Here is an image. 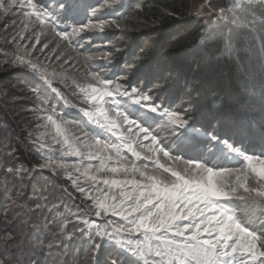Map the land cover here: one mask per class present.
Wrapping results in <instances>:
<instances>
[{"label": "snow or ice", "instance_id": "obj_1", "mask_svg": "<svg viewBox=\"0 0 264 264\" xmlns=\"http://www.w3.org/2000/svg\"><path fill=\"white\" fill-rule=\"evenodd\" d=\"M17 7L27 9L23 11L24 30L30 24H38L40 31L35 32L38 42L49 25L55 29L60 23V19L37 0H0V14H9ZM60 7L70 5L62 3ZM106 7L109 5L101 4L93 11L99 12ZM110 26L108 21L89 20L88 24L73 26L70 31H60L56 35L61 40L71 41L72 37H79L89 29L103 32ZM20 35L23 38V31ZM111 55V52L102 53L99 59L110 60ZM96 58L87 57L89 60ZM17 60L39 72L51 91L64 99L52 85L57 74L50 79L45 69L25 60L24 56H17ZM71 87L88 105L87 109H82L83 115L119 142L113 143L101 139L99 134L84 131L75 135L72 126L76 122L63 119L54 110L53 114L47 115L51 130L39 133L38 140L47 137L60 145L62 153L67 150L65 154L81 157L86 154L89 160L100 161L99 166H93L46 158L38 165L40 169H51L54 173L74 169L90 182L84 198L93 201L95 215L103 216L106 224L96 225L86 216H77L78 220L89 226L95 225L101 237H107L109 242L142 264H264V219H261L264 217V149L260 154H252L241 145L210 135V139L221 146L220 156L237 162L242 160V166H209L193 159L184 161L182 168L178 163L175 167L166 166L160 162L159 154L170 160L172 154L162 146V141L150 127L133 119L132 113L124 107L131 101L145 113H157L161 105L155 103L152 95L96 71L86 72L82 80L73 79ZM162 115L174 126L186 128L189 124L180 112L165 110ZM147 119L145 115L144 120ZM41 147H47V144H41ZM125 151L132 159L124 155ZM141 159L152 161L154 167L149 168L147 164L141 167L137 164ZM174 159L176 162L181 160L180 157ZM8 171L20 173L23 169L10 168ZM68 175L71 176V172ZM79 179L73 180V185L85 194V188L77 183ZM109 214L120 217L122 222L107 219ZM101 246L97 244L95 250ZM110 264H117V260H111Z\"/></svg>", "mask_w": 264, "mask_h": 264}, {"label": "rangeland", "instance_id": "obj_2", "mask_svg": "<svg viewBox=\"0 0 264 264\" xmlns=\"http://www.w3.org/2000/svg\"><path fill=\"white\" fill-rule=\"evenodd\" d=\"M256 1L244 0L241 6L239 5L240 3L234 6V2H232L227 6L223 0H207V2L206 0H191V13L195 18H199L202 21L206 41H211L215 38L221 39L224 52L230 55L229 58L235 59L239 66V59H241L242 63H246V68L262 74V72L264 73V0H259L260 3ZM37 2L46 7L53 16L56 11H59L62 12L65 19H71L66 24L67 26L65 25V27H68V25L69 27L67 29H59L55 26V29H53L49 25L43 31L38 42L35 37V32L40 31L38 24H30L29 28L24 30L23 11L27 9L20 10L17 7L9 14H0V75L2 74V76L7 78L5 81H0V87L12 90L10 92H13L14 95H11L8 101L16 107L13 109L16 117L23 118L32 126L31 140L39 145L42 152V159L38 161V165L43 163L46 158L63 159L69 164L79 161L84 165L99 166L100 163L97 159L89 160L86 154L81 157L65 154L67 150L62 153L60 145L52 143L47 137L44 140H38L39 133L51 130V125L46 121V117L49 114H53V110L63 119L76 122L72 126V131L75 135H80L81 131H84L92 135L99 134L101 139L119 143L115 136L103 131L83 115L82 109H87L88 105L83 102L81 96L71 85L73 79L82 80L84 74L88 71L101 72L108 79L116 80L119 78L126 85L130 79V85L135 83L137 87L146 89L153 98L168 100L170 96V100H172L176 108L175 111L183 114L188 119L189 124L199 121V125L219 131L225 137L233 140L230 142H238L239 144L237 145H241L249 153L260 154L261 150L264 149V123L259 124V126L256 125L259 127L256 131H251V127L255 126H253V123L250 125V118L247 119L249 120L248 122L246 119L238 120L232 115H228L230 108L236 106L238 102V93L236 92L237 94L235 93L233 97L230 96L225 99L224 108L220 111H217L216 108L209 109V103L205 100L203 93L206 91V87L210 85V82H206L204 75L199 72L192 74L186 67V63L182 64L179 61L170 60L168 56L166 57L163 54L157 55L156 64H154L152 58L141 61L139 57H136L125 63L118 60L115 56L116 51L113 52L116 48L114 44H108L110 49L108 51L106 48L107 44L95 42L96 36L104 33L106 29L111 30L113 28L111 24L103 32L99 29H89L85 33H81L79 37H72L71 41L61 40L56 35L60 31H70L73 26L88 24L89 20L109 22V19H107L108 12L114 10L116 6L127 5L130 2L129 0H103L93 8L87 9L88 13L86 15L82 14V7L77 8L79 0H37ZM62 3L68 4L70 7L62 9L60 7ZM101 4L109 5V7L102 11L94 12L93 10L99 8ZM22 31L23 38L20 35ZM89 38L90 42H87ZM126 40L130 43L129 39ZM128 43H126V48L129 45ZM33 44L36 47L33 48ZM121 50L117 49L118 52H121ZM106 52H111V59H99L101 54ZM17 56H24L25 60H30L32 63L39 65L41 69H45L50 79H52L54 73L57 74L52 79V85L61 92L64 99H61L51 91V88L41 78L39 72L33 71L27 64H21L17 60ZM89 56L97 58L89 60L87 59ZM200 68H203V66ZM9 69L16 72L15 78L10 79L11 72ZM26 71L37 75L41 83L49 88H46L47 91L44 92L45 100L41 95L36 96L26 86L23 78ZM120 72L121 74H119ZM61 81L66 82L62 83ZM160 85L164 86L160 87ZM1 94L2 92H0V96ZM250 96L253 97V101L258 100L264 104V82L258 79L257 85L252 89ZM43 101H47V103H42ZM68 105H75V107H69ZM124 107L129 113H132L133 119L140 120L144 127H150L153 134L162 141V146H166V150L172 154L173 159L171 160L163 157L162 153L159 154L160 162L166 166L175 167L178 163L179 167L182 168L184 161L190 159L199 160L209 166L225 168L242 166V160L237 162V160H227L220 156L219 148L221 146L203 135L196 134V138H194L205 141L201 148L193 150L194 152L188 149L186 145L190 141V134L183 133L185 128L168 123L167 118L162 115L166 109L161 108L157 113H145L144 109L139 108V106L134 108L131 101H127ZM145 115L148 117L146 121L144 120ZM46 124L47 127H44ZM38 125L40 127H37ZM208 139L211 141H208ZM246 139L249 140L248 143H246ZM44 143L47 144V147H41V144ZM145 143L150 142L145 141ZM124 155L132 159L130 153L125 151ZM175 157H180L181 160L176 162ZM137 164L141 167L145 164L149 168L154 167L152 161L143 159L138 160ZM41 170L50 171L54 174L51 169ZM68 172H71V176L68 175ZM55 173L63 179L71 181V184H73V180L80 177L77 183L79 187L86 190L83 196L87 194L90 182H86L81 173L76 172L74 169H61ZM76 192H78L77 189H74L72 193L76 194ZM88 200L90 202L88 206H90L93 214L92 221H95L96 225L103 226L106 224V219L103 216L97 217L95 215L93 201ZM107 219L122 222L120 217L112 216L111 214L108 215ZM84 226L86 232L100 238L98 244L112 250V253L118 256L120 260L141 262L124 252L114 243L109 242L107 237H101L95 225L84 224Z\"/></svg>", "mask_w": 264, "mask_h": 264}, {"label": "trees", "instance_id": "obj_3", "mask_svg": "<svg viewBox=\"0 0 264 264\" xmlns=\"http://www.w3.org/2000/svg\"><path fill=\"white\" fill-rule=\"evenodd\" d=\"M102 1L79 0L77 8L82 7V14L86 15L87 9ZM129 1L127 5L116 6L108 12L107 19L113 28L96 36L95 42L107 44L108 51V44H114L115 56L124 63L139 57L141 61L152 58L156 64V57L161 54L170 60L186 63L192 74L199 72L206 82H210L203 93L209 109L220 111L224 108V100L237 92L238 102L230 108L228 115L238 120L250 118V125L255 126L250 130L259 129L257 126L264 123V104L253 101L250 94L258 79L264 82V73L246 68L241 59L239 66L224 52L221 39L206 41L202 21L191 13V0ZM54 16L60 19L56 28L69 27L65 25L71 19H65L62 12L56 11ZM126 43L129 44L127 48ZM117 49L122 50L118 52ZM9 71L10 79L15 78L16 72ZM23 78L28 89L45 100L44 92L49 88L41 83L40 78L27 71ZM6 79L0 75L1 82ZM130 82L129 79L127 86H137L135 83L130 85ZM140 89L142 93L150 94L146 89ZM10 91L0 87V264H110L113 259L117 264H142L120 260L106 246L95 250L100 238L86 232L84 223L77 219V216H86L92 221L89 200L80 192L72 193L77 188L71 181L37 166L42 159L41 149L31 140L32 126L16 117L13 110L16 107L8 101L14 95ZM153 99L163 109H176L170 96L168 100ZM198 123L188 124L183 131L190 134L186 147L191 151L201 148L205 142L194 139L196 134L233 141ZM10 168L23 171L9 172Z\"/></svg>", "mask_w": 264, "mask_h": 264}, {"label": "crops", "instance_id": "obj_4", "mask_svg": "<svg viewBox=\"0 0 264 264\" xmlns=\"http://www.w3.org/2000/svg\"><path fill=\"white\" fill-rule=\"evenodd\" d=\"M243 1L244 0H236L233 4H234V6H236V5H238L240 3L239 5L241 6ZM248 1H254L255 2L256 0H248ZM256 2L260 3L259 0H257Z\"/></svg>", "mask_w": 264, "mask_h": 264}, {"label": "built area", "instance_id": "obj_5", "mask_svg": "<svg viewBox=\"0 0 264 264\" xmlns=\"http://www.w3.org/2000/svg\"><path fill=\"white\" fill-rule=\"evenodd\" d=\"M223 1L228 6L229 4H231L232 2H234L235 0H223Z\"/></svg>", "mask_w": 264, "mask_h": 264}]
</instances>
